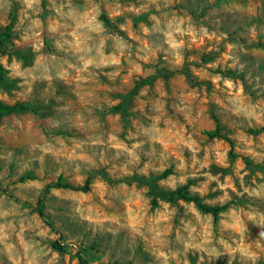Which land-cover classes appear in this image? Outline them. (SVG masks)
Returning <instances> with one entry per match:
<instances>
[{"label": "rangeland", "instance_id": "obj_1", "mask_svg": "<svg viewBox=\"0 0 264 264\" xmlns=\"http://www.w3.org/2000/svg\"><path fill=\"white\" fill-rule=\"evenodd\" d=\"M3 33L0 264H264V0H0ZM168 169L228 208L131 180Z\"/></svg>", "mask_w": 264, "mask_h": 264}, {"label": "trees", "instance_id": "obj_2", "mask_svg": "<svg viewBox=\"0 0 264 264\" xmlns=\"http://www.w3.org/2000/svg\"><path fill=\"white\" fill-rule=\"evenodd\" d=\"M103 18H104V21H105L107 26H113V23L107 17L104 16ZM9 36L10 35L7 33H3L0 35V50L2 49V47L4 46V44L6 42V37H9ZM5 78H6L5 67H4L3 63L0 61V88L3 84V82L5 81ZM153 78L154 77L146 79L144 81H141L140 84L150 82ZM21 110H33V109L30 105H28L26 103L7 104V103L3 102L2 100H0V115L11 114V113H15V112H18ZM216 134H220V131L217 130ZM169 173H171V170L168 169V170L164 171L159 177H155L153 179H149V178H146L144 176L135 175V176L131 177V180L135 179V180H138L140 182H145L150 186L151 192L154 195V199H153L154 204L158 203L159 198H166L172 202H175V201L180 200V199L186 200V201H192L200 209H202L206 212L213 213V215L216 218L219 217V214L222 211H224L225 209L228 208V204L217 205V206L205 204L204 202H202V200L199 196L194 195L189 191L188 184L183 185V186H179L175 189H162V188H160L158 186V184L156 183V180L158 178L166 177ZM90 184H91L90 179H87L85 185L83 187H78V189H82L84 191L89 190ZM66 186H68V185H66L62 182H58L56 185H54V187H66ZM0 189L7 192V189H5L1 183H0ZM30 206L41 217L45 218V205H44L42 199L38 200L36 205H30ZM49 224L52 225V223H50V222H49ZM52 246L56 250H59V251H65L68 248V244L63 242L61 239L55 240L52 243ZM77 256H78V259H79L81 264H92L91 261L89 260V258L84 254L83 251H79L77 253Z\"/></svg>", "mask_w": 264, "mask_h": 264}]
</instances>
